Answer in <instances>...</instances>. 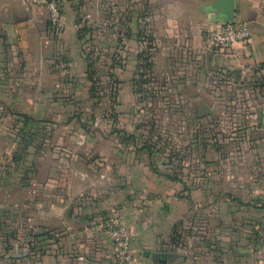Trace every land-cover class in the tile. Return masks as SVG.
<instances>
[{
    "label": "rangeland",
    "instance_id": "1",
    "mask_svg": "<svg viewBox=\"0 0 264 264\" xmlns=\"http://www.w3.org/2000/svg\"><path fill=\"white\" fill-rule=\"evenodd\" d=\"M55 1L52 51L0 44V264H40L89 209L106 236L117 215L169 210L174 246L203 258L264 248V62L159 72L147 0Z\"/></svg>",
    "mask_w": 264,
    "mask_h": 264
},
{
    "label": "crops",
    "instance_id": "2",
    "mask_svg": "<svg viewBox=\"0 0 264 264\" xmlns=\"http://www.w3.org/2000/svg\"><path fill=\"white\" fill-rule=\"evenodd\" d=\"M213 1L147 0L144 23L150 29L156 49L153 57L156 70L159 68V72H163L162 68L168 69L171 75L172 70L182 62L190 68H210L211 64L217 63L231 67L251 61L264 62V0H235L237 13L234 20L245 23L252 36L247 42L235 44L223 52L205 47L207 31L214 23L210 9ZM62 24L61 36L69 42L76 41L72 15L66 14ZM49 31L44 7L32 4L31 0H0V44L11 49L15 46L36 51L43 50V45L50 46L52 51ZM99 205L108 210L114 203L106 201L99 202ZM158 212L146 216L139 214L137 217L128 213L125 215L129 229L136 235L132 248L140 254V264H264V248L259 249L258 246L252 251L248 245L237 246L230 251L231 258L221 260L212 258L214 252L203 258L198 251L189 252L185 247L174 246L169 237L179 215H173L169 210ZM71 217L78 227H72V231L70 226L64 227L65 234L61 239L49 241L53 242L50 251L39 263L106 264L110 242L96 221V215L89 209L83 213L71 212ZM61 251L64 254L62 258ZM253 251L256 252L253 254ZM154 253L156 257H152Z\"/></svg>",
    "mask_w": 264,
    "mask_h": 264
},
{
    "label": "built area",
    "instance_id": "3",
    "mask_svg": "<svg viewBox=\"0 0 264 264\" xmlns=\"http://www.w3.org/2000/svg\"><path fill=\"white\" fill-rule=\"evenodd\" d=\"M43 5L52 29L61 24L60 7L55 0H32ZM206 34L205 47L208 50L223 49L238 43L247 42L251 36V29L245 24L233 20L232 22L215 21ZM107 236L112 243L109 264H140L135 251L131 247V231L125 219L117 215L105 223Z\"/></svg>",
    "mask_w": 264,
    "mask_h": 264
},
{
    "label": "water",
    "instance_id": "4",
    "mask_svg": "<svg viewBox=\"0 0 264 264\" xmlns=\"http://www.w3.org/2000/svg\"><path fill=\"white\" fill-rule=\"evenodd\" d=\"M210 9L212 11V15L214 19L212 22L221 21V22H232L237 13V5L235 0H214L210 5ZM144 255H148L147 252H144ZM157 255L154 253L152 257H156Z\"/></svg>",
    "mask_w": 264,
    "mask_h": 264
},
{
    "label": "trees",
    "instance_id": "5",
    "mask_svg": "<svg viewBox=\"0 0 264 264\" xmlns=\"http://www.w3.org/2000/svg\"><path fill=\"white\" fill-rule=\"evenodd\" d=\"M145 9H146V4L144 6V10ZM146 35H147V39L149 41H152L151 35L150 34H146ZM151 58H152V56L146 55V53H144V52H141L137 55V62L139 63L138 70L141 68V71L137 70V72L140 76H146V78H148L147 75L151 74V72H152V70H151V67H152ZM25 119L28 120V117H25ZM263 206H264V204H263Z\"/></svg>",
    "mask_w": 264,
    "mask_h": 264
}]
</instances>
